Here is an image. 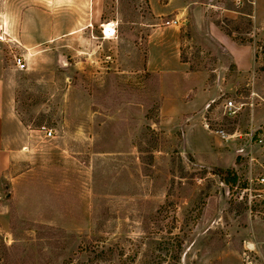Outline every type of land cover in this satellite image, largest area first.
Here are the masks:
<instances>
[{"label": "rangeland", "instance_id": "obj_1", "mask_svg": "<svg viewBox=\"0 0 264 264\" xmlns=\"http://www.w3.org/2000/svg\"><path fill=\"white\" fill-rule=\"evenodd\" d=\"M160 2L0 0V264H264V0Z\"/></svg>", "mask_w": 264, "mask_h": 264}, {"label": "crops", "instance_id": "obj_2", "mask_svg": "<svg viewBox=\"0 0 264 264\" xmlns=\"http://www.w3.org/2000/svg\"><path fill=\"white\" fill-rule=\"evenodd\" d=\"M89 1L92 3L96 2V0H89ZM160 1L161 0H147L154 16L160 17L164 13V11H161L162 9L161 10L158 9L157 6H156V10L153 9V5L160 4L161 3ZM168 3L169 2L166 1V5H168ZM258 3L259 0H252L251 4L253 6L254 11L256 10L255 7L258 6ZM164 7L166 8V6ZM253 14L255 15L256 13L254 12ZM212 34L214 39L224 47V50L233 59L237 69L239 71L246 70L248 68V63L246 62V60L238 58L239 57L238 55L241 53V51L238 50L236 44L232 42V40L228 36L224 35L222 32H220L217 29L214 30ZM4 55L5 52L0 50V187H1L2 178L4 177L6 171L8 170L12 160V149L8 145H9L10 127L11 124L13 123L12 121H10V114L8 108V92L6 90L8 70Z\"/></svg>", "mask_w": 264, "mask_h": 264}, {"label": "built area", "instance_id": "obj_3", "mask_svg": "<svg viewBox=\"0 0 264 264\" xmlns=\"http://www.w3.org/2000/svg\"><path fill=\"white\" fill-rule=\"evenodd\" d=\"M179 24H180L179 19L175 17L171 20L164 21L162 25L166 27H177L179 26ZM10 43L11 40L9 39V35L7 31H5L4 28L0 25V50L4 51L5 53L7 51H10L11 50ZM12 52L13 51H10L11 62L13 64V67L18 71H23L26 67L24 56L14 54ZM223 107L227 116H233L237 112V108L234 107V105H232L231 101H227L226 103H224ZM41 130L45 138H50L52 136V132L50 130L45 129L44 127H42ZM220 133L222 134V132ZM258 142L261 143V140H259ZM257 183L259 184V189L254 191V194L251 196V201L254 202L258 200L256 202L264 206V172L257 179Z\"/></svg>", "mask_w": 264, "mask_h": 264}, {"label": "trees", "instance_id": "obj_4", "mask_svg": "<svg viewBox=\"0 0 264 264\" xmlns=\"http://www.w3.org/2000/svg\"><path fill=\"white\" fill-rule=\"evenodd\" d=\"M225 35L230 37V34L227 32H225ZM214 174L230 190H232L240 182V178L237 176V174L233 170H230V169L216 170Z\"/></svg>", "mask_w": 264, "mask_h": 264}, {"label": "bare ground", "instance_id": "obj_5", "mask_svg": "<svg viewBox=\"0 0 264 264\" xmlns=\"http://www.w3.org/2000/svg\"><path fill=\"white\" fill-rule=\"evenodd\" d=\"M110 26H111V25H110ZM110 26H109V25H108V26H104V32H105L107 35H109V34H108V31H107V29H108L107 27L110 28ZM106 28H107V29H106ZM112 34H113V33H112Z\"/></svg>", "mask_w": 264, "mask_h": 264}, {"label": "water", "instance_id": "obj_6", "mask_svg": "<svg viewBox=\"0 0 264 264\" xmlns=\"http://www.w3.org/2000/svg\"><path fill=\"white\" fill-rule=\"evenodd\" d=\"M66 65V63L65 62H63V61H61L60 62V67H63V66H65ZM9 195H7V197H8Z\"/></svg>", "mask_w": 264, "mask_h": 264}]
</instances>
